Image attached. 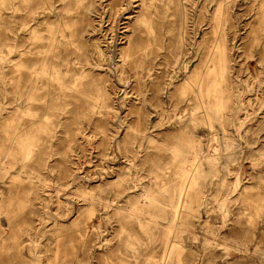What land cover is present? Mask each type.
I'll return each instance as SVG.
<instances>
[{
  "label": "rangeland",
  "instance_id": "374dc122",
  "mask_svg": "<svg viewBox=\"0 0 264 264\" xmlns=\"http://www.w3.org/2000/svg\"><path fill=\"white\" fill-rule=\"evenodd\" d=\"M0 264H264V0H0Z\"/></svg>",
  "mask_w": 264,
  "mask_h": 264
},
{
  "label": "bare ground",
  "instance_id": "6f19581e",
  "mask_svg": "<svg viewBox=\"0 0 264 264\" xmlns=\"http://www.w3.org/2000/svg\"><path fill=\"white\" fill-rule=\"evenodd\" d=\"M97 172V171H96Z\"/></svg>",
  "mask_w": 264,
  "mask_h": 264
}]
</instances>
